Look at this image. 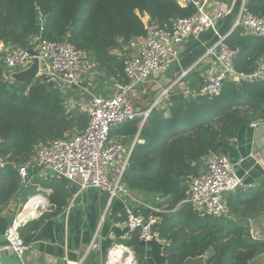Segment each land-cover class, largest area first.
Segmentation results:
<instances>
[{"label": "trees", "instance_id": "obj_1", "mask_svg": "<svg viewBox=\"0 0 264 264\" xmlns=\"http://www.w3.org/2000/svg\"><path fill=\"white\" fill-rule=\"evenodd\" d=\"M246 5L252 14L264 18V0H247ZM194 13L192 5L183 8L175 0H0V41L30 48L29 42L39 36L42 26L46 40L67 41L86 54L93 52L105 70L115 65L121 82L123 63L108 56V50H121L132 39L146 37L143 15L164 28ZM226 44L236 51L234 67L239 72H251L264 56L261 38L231 34ZM2 73L0 69L1 156L27 160L36 145L61 139L75 126L79 131L86 128L87 115L66 112L61 94L51 86L4 81ZM254 119L264 120V83L225 82L218 97L198 96L185 106L174 103L168 116L165 111L150 112L139 131L138 141L143 144H135L122 182L130 191L164 198L160 205H166L170 213L156 214L161 219L156 230L169 243L166 264H182L200 255L207 256V264H251L264 251V241L252 240L243 225L227 218H199L185 202L186 181L198 174L200 159L225 154L229 140ZM137 120L114 128L110 139L114 134L133 139ZM59 187L55 185L49 199L57 209L65 198ZM257 199L231 196L226 201L229 213Z\"/></svg>", "mask_w": 264, "mask_h": 264}, {"label": "built area", "instance_id": "obj_2", "mask_svg": "<svg viewBox=\"0 0 264 264\" xmlns=\"http://www.w3.org/2000/svg\"><path fill=\"white\" fill-rule=\"evenodd\" d=\"M181 7L192 5L195 13L186 18L171 21L164 28H146L148 34L141 39V44L130 41L123 51L124 80L113 82V91L101 95L91 94L80 85V76L84 73L83 65L86 53L75 49L67 41L52 42L39 36L32 39L30 48L12 47L2 56L0 69L4 81L10 80V74L20 72L29 67L34 58L39 61V72L35 81L51 86L65 98L68 93L77 96L86 95L88 100L83 104L87 115V126L81 131L67 132L64 137L47 144L35 147L29 159V166L35 165L49 171L56 179L72 183L78 190L102 189L109 193L110 200L124 199L127 202H138L132 191L122 182L132 150L138 142L139 133L132 144L126 148L124 141L110 139L111 131L124 123L142 118L141 124L147 120L151 109L159 107V102L146 112L140 114L133 108L136 90L155 80L163 68L177 61L175 48L185 39L198 38L207 29L213 30L215 42L210 46L203 58L216 59V68L200 90V96L209 98L221 94L225 82L233 79L246 84L264 83V56L260 58L254 69L239 72L234 67L236 51L226 44L228 35L222 36L214 28L215 22L223 21L230 12V6L221 3L213 15L207 13L209 0H175ZM247 0H242L234 28L246 27L250 35L264 40V18L257 17L247 10ZM40 14V13H39ZM36 54L34 56L30 53ZM93 65V64H92ZM132 99V102L130 101ZM257 124H250L256 129ZM28 165L18 168V174L25 180L28 176ZM242 184L237 175L235 165L225 154L211 153L200 163L196 176L186 181L187 192L185 202L199 217L227 218L229 208L221 199V193L236 191ZM137 205H139L137 203ZM154 212L160 213L154 210ZM159 216H144L127 205L125 209V229L129 236L136 235L141 242L151 243L158 239L157 226ZM15 222L6 235L5 250L14 254L20 262L26 247L23 244ZM254 241H264V236L253 233ZM119 246L115 252L118 264L123 254ZM125 248V247H123ZM127 250V248H125ZM113 255V254H110Z\"/></svg>", "mask_w": 264, "mask_h": 264}, {"label": "crops", "instance_id": "obj_3", "mask_svg": "<svg viewBox=\"0 0 264 264\" xmlns=\"http://www.w3.org/2000/svg\"><path fill=\"white\" fill-rule=\"evenodd\" d=\"M241 1L209 0L207 5L209 15H213L221 3L230 6L226 18L214 24L218 34L228 37L231 34L240 37L250 36L246 27L234 28ZM141 18L145 26L150 21L146 15ZM141 39L134 38L131 41L141 44ZM215 40L213 30L209 28L196 39L189 37L182 41L175 48L177 61L166 65L155 80H150L136 90V98L133 100L135 111L142 114L158 101L159 107L151 111H165V116H168L174 103L176 106H185L200 96L202 86L207 83L210 74L216 68L215 58H203L206 50ZM9 47L12 48L8 44L3 48L0 47V55ZM123 47L121 50L124 49ZM83 69L80 85L90 90L91 94L101 95L113 91V84L110 88L96 89L102 82L111 79L100 74H91L90 64L87 61H84ZM227 82L241 83L233 79ZM71 94L68 93L65 98L70 97ZM86 103L82 102L80 105ZM141 120V117L137 120L138 132ZM263 122L264 120L254 119L250 124L259 125ZM250 124L239 128L236 136L229 140V149L225 153L235 165L237 175L242 179L241 186L228 198L238 196L239 200L245 201L255 197L258 199L253 205H242L235 212L230 211L227 219L243 225L249 235L257 233L264 236V149L254 151L255 129L250 128ZM136 135L133 139L116 134L111 138L129 141L128 145L126 143L128 148ZM29 159L19 161L10 156L0 155V264H111L110 254H113L119 246L127 248L130 252L132 264H166V249L169 245L166 239L158 235L156 241L144 243L135 236H129L125 229L127 205L146 217L170 213L166 205H160L164 201L160 194L132 191V195L139 199L138 202L130 203L124 199L110 200L109 193L102 189L79 192L72 183L56 179L44 168L29 166ZM203 159L204 157L200 162ZM25 164L28 165V176L22 180L18 168ZM55 185H60L59 188H62L65 197L60 209L49 201ZM36 198L42 204L39 206L42 212L36 215V210H33L35 216L31 222L24 228L18 229L26 247L20 262L14 254L5 250L6 235L14 222L17 225V220L22 218L23 212ZM175 211L176 209L171 212ZM263 255L256 257L251 264H260L264 260L260 258Z\"/></svg>", "mask_w": 264, "mask_h": 264}, {"label": "water", "instance_id": "obj_4", "mask_svg": "<svg viewBox=\"0 0 264 264\" xmlns=\"http://www.w3.org/2000/svg\"><path fill=\"white\" fill-rule=\"evenodd\" d=\"M147 28H155L157 27L156 23H152L151 21H149L146 24ZM119 40V38H118ZM31 54H33L34 56H36L35 53L31 52ZM39 72V61L37 58H34L32 64L27 67L25 70H22L20 72H14L10 74V80L12 82L18 83V84H24V85H30L36 75ZM206 85H208V82L206 83ZM143 124H141L140 129L142 128ZM139 129V131H140ZM139 133V132H138ZM263 138H264V122L260 123L257 128L254 130L253 133V145H254V151L256 152V150H263L264 149V142H263ZM0 141H2V139H0ZM139 144H143V141H138ZM233 191H227V192H222L221 193V199L223 201H226L228 196L233 195ZM40 212H42V208L41 207H37L35 214H39ZM34 217H30L27 218L24 222H22V224L19 226L18 229L25 227L29 222H31V220ZM121 249L123 250V254L121 255L120 261L118 264H124L126 260H128L130 258V252L128 250H125V248L121 247ZM182 264H207V256L206 255H200L197 256L195 258H187L184 260V262Z\"/></svg>", "mask_w": 264, "mask_h": 264}, {"label": "rangeland", "instance_id": "obj_5", "mask_svg": "<svg viewBox=\"0 0 264 264\" xmlns=\"http://www.w3.org/2000/svg\"><path fill=\"white\" fill-rule=\"evenodd\" d=\"M6 43L0 41V47H4ZM11 47H9L8 49H10ZM7 49V50H8ZM109 54L108 56H110L111 58H116L117 60L119 61H122L124 56L129 54L130 51H123V50H119L118 48H111L108 50ZM94 53L92 52V54L90 53H87L86 54V59H84L85 61H87L89 64H90V68H91V74H95V75H103L105 76L106 78H110L111 81H105V82H102L99 86H97L96 89H99V90H102V89H106V88H110L111 85L113 84V82L115 81H119L120 79H122V76L121 74H119V72L115 71L116 67L115 65H112V68L110 70L108 69H103L102 66H100V64L98 62L95 61L94 59ZM4 55V51L2 52V54L0 55V59H1V56ZM98 63V64H97ZM93 64V65H92ZM108 64V63H107ZM113 64V63H112ZM35 81V80H34ZM32 82V84H34L35 82ZM90 83V82H88ZM88 100L87 96L86 95H80V96H77L74 92L70 95V97L68 98H64L63 99V104H64V107L66 109V112H70V111H76L78 113H82V114H86L83 109L84 107L81 106L80 104L83 102V103H86ZM130 101L132 102V99L130 98ZM133 103V102H132ZM87 119V117H86ZM71 132L73 131H79V129L75 126L73 127L71 130ZM124 141V140H123ZM48 142H50V140H47L46 142H43L42 144H47ZM129 144V141H124V144L126 145ZM139 199V198H137ZM249 234V233H248ZM250 236V235H249ZM261 254H264V251L262 253H260L257 257H259ZM260 258H264V255L261 256ZM263 261L260 262V264H264Z\"/></svg>", "mask_w": 264, "mask_h": 264}, {"label": "bare ground", "instance_id": "obj_6", "mask_svg": "<svg viewBox=\"0 0 264 264\" xmlns=\"http://www.w3.org/2000/svg\"><path fill=\"white\" fill-rule=\"evenodd\" d=\"M40 204H41V202L38 198L31 201L29 208L23 212L22 218H20V220H17V225L15 223V226L19 227L22 224V222H24L27 218L34 217L35 214H34L33 210H36V208L39 207ZM117 250L118 249H116L112 255L111 264H115L117 261V257H116V253H115ZM124 264H132L131 259L129 258L128 260H126Z\"/></svg>", "mask_w": 264, "mask_h": 264}]
</instances>
